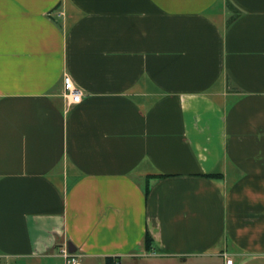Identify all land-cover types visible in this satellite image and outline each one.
Here are the masks:
<instances>
[{"label": "crops", "instance_id": "1", "mask_svg": "<svg viewBox=\"0 0 264 264\" xmlns=\"http://www.w3.org/2000/svg\"><path fill=\"white\" fill-rule=\"evenodd\" d=\"M70 245L264 264V0H0V264Z\"/></svg>", "mask_w": 264, "mask_h": 264}, {"label": "built area", "instance_id": "2", "mask_svg": "<svg viewBox=\"0 0 264 264\" xmlns=\"http://www.w3.org/2000/svg\"><path fill=\"white\" fill-rule=\"evenodd\" d=\"M83 97V92L76 86L73 79L66 76L64 79V99L68 106L80 105L83 101ZM60 257L64 259L65 264H81V258L76 253H71L68 246L60 251ZM227 264H234V261L228 259Z\"/></svg>", "mask_w": 264, "mask_h": 264}, {"label": "trees", "instance_id": "3", "mask_svg": "<svg viewBox=\"0 0 264 264\" xmlns=\"http://www.w3.org/2000/svg\"><path fill=\"white\" fill-rule=\"evenodd\" d=\"M228 7H229L230 11L233 13V16L231 17V19L228 22L229 25H232L240 18L241 12L238 9H236L232 4H229ZM205 178H207L209 180H221L223 178V176L209 175V176H206ZM155 179L161 180V179H163V177H159V178H155ZM147 195H148V190H147ZM144 245H145V250L148 254L154 253L155 242L149 234H147L145 237ZM107 264H119V259H111L110 258L107 260Z\"/></svg>", "mask_w": 264, "mask_h": 264}, {"label": "water", "instance_id": "4", "mask_svg": "<svg viewBox=\"0 0 264 264\" xmlns=\"http://www.w3.org/2000/svg\"><path fill=\"white\" fill-rule=\"evenodd\" d=\"M69 249H70L71 253H73V254L75 253V249L72 245L69 246Z\"/></svg>", "mask_w": 264, "mask_h": 264}, {"label": "rangeland", "instance_id": "5", "mask_svg": "<svg viewBox=\"0 0 264 264\" xmlns=\"http://www.w3.org/2000/svg\"><path fill=\"white\" fill-rule=\"evenodd\" d=\"M146 261V260H145ZM145 261H142V262H145ZM147 262V261H146ZM149 263V262H148ZM143 264H146V263H143Z\"/></svg>", "mask_w": 264, "mask_h": 264}]
</instances>
